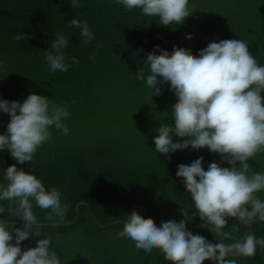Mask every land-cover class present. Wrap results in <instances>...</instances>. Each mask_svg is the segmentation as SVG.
<instances>
[{"label":"trees","instance_id":"1","mask_svg":"<svg viewBox=\"0 0 264 264\" xmlns=\"http://www.w3.org/2000/svg\"><path fill=\"white\" fill-rule=\"evenodd\" d=\"M188 7L192 16L173 29L112 0H80L78 7L71 0H0V97L23 102L35 93L69 105V134L53 129L51 141L32 162L17 164L31 169L46 187L58 188L70 204L60 225L33 207L44 225L41 238H51L62 264H168L158 250L137 255L115 234L123 232L133 213L157 226L179 221L180 207L192 202L175 175L177 166L201 156L205 170L220 162L207 149L178 151L168 160L155 152L156 130L171 123L169 112L177 101L167 89L162 98H153L135 73L147 67L142 61L156 45L169 54L183 49L196 55L208 43L224 39L247 41L251 55L264 65V0H189ZM74 18L87 21L95 39L85 44L78 29H69L66 24ZM58 31L69 37L65 55L79 61L67 72L49 71L44 59ZM21 32L27 40L16 39ZM187 36L193 38L190 43ZM8 123V115L0 113V133ZM15 163L7 150L0 152V176ZM249 163L253 171H264V153ZM3 204L15 210L14 202ZM194 213L189 210V216ZM0 218L17 219L7 210ZM22 223L17 219L15 226ZM201 223L197 217L186 226L217 243L215 233ZM228 226L238 228L233 233L237 238L249 230L232 219ZM251 231L264 237V223H253ZM38 239L23 241L22 250L35 247ZM237 264H264V250L258 248L254 258H238Z\"/></svg>","mask_w":264,"mask_h":264},{"label":"clouds","instance_id":"2","mask_svg":"<svg viewBox=\"0 0 264 264\" xmlns=\"http://www.w3.org/2000/svg\"><path fill=\"white\" fill-rule=\"evenodd\" d=\"M112 2L127 11L138 9L144 16L156 17L165 28L175 29L192 16L189 0ZM71 4L78 7L80 0H71ZM66 26L78 29L85 44L95 39L87 21L74 18ZM16 39L27 40L28 36L21 32ZM185 39L190 43L193 38ZM68 44V35L58 31L43 52L49 71L67 72L71 64L79 63L65 55ZM142 63L147 67H140L135 77L151 96L160 99L167 89L177 101L169 112L171 123L156 130L155 152L168 160L178 151L207 149L218 154L220 162L209 163L205 170L201 156L177 166L175 175L192 202L190 207H180L179 221H161L157 226L133 213L116 238L132 246L137 255L158 250L168 264H237L238 258H254L258 248L264 250V237L251 231L253 223H264V171H253L249 161L264 153V65L242 39L212 41L196 55L183 49L169 54L156 45ZM0 113L9 117L6 130L0 133V152L7 150L16 161L0 176V215L7 210L10 217L23 222L16 227L17 219L0 218V264H62L51 238H41L44 225L33 207L46 213L44 219L60 225L70 204L62 200L58 188L46 187L31 169L25 171L17 164L32 162L38 149L51 141L53 129L69 134L65 123L69 105L30 93L23 102L0 97ZM4 201L14 202L15 210ZM191 209L195 213L189 216ZM197 217L202 228L215 233L217 243L187 228ZM229 219L249 230L237 238L233 233L238 228H230ZM32 236L40 237L36 246L22 250L21 243Z\"/></svg>","mask_w":264,"mask_h":264}]
</instances>
